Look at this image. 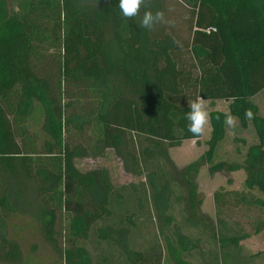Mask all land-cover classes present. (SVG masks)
I'll list each match as a JSON object with an SVG mask.
<instances>
[{"label":"trees","instance_id":"1","mask_svg":"<svg viewBox=\"0 0 264 264\" xmlns=\"http://www.w3.org/2000/svg\"><path fill=\"white\" fill-rule=\"evenodd\" d=\"M145 11L161 12L164 22L139 27ZM263 89L264 0H143L132 18L118 0H0V261L41 264L36 243L24 241L56 247L64 214L53 264H94L80 245L91 238L117 248L122 264H152L145 256L158 245L135 249L129 237L144 205L160 226H176L174 179L185 220L238 249L244 235L218 236L201 212L196 176L205 164L210 173L243 170L246 189L264 196V118L251 100ZM198 99L230 100L229 110L208 113L207 149L177 168L168 149L198 144L185 118ZM229 117L243 129L250 120L256 142L242 162H214ZM107 149L126 172L144 176L146 199L131 185L127 205V186L115 188L106 168L74 164ZM241 199L213 193L217 209ZM256 204L264 211V198ZM163 243L170 264H191L184 254L199 248L185 234Z\"/></svg>","mask_w":264,"mask_h":264},{"label":"rangeland","instance_id":"2","mask_svg":"<svg viewBox=\"0 0 264 264\" xmlns=\"http://www.w3.org/2000/svg\"><path fill=\"white\" fill-rule=\"evenodd\" d=\"M257 109V114L264 118V92L257 98H251ZM66 100H63L65 103ZM202 104L207 113L206 123L200 132L198 144L195 139L183 140L179 146L168 149L169 157L173 165L182 168L188 163L197 159L207 149L206 141L210 138L211 127L209 124L208 113L212 110L226 113L229 110L227 100L216 99L215 101L197 100ZM232 123L226 122V135L224 140L219 142L214 155V162H242L247 147L256 142V135L250 120L246 129L240 128L235 118H231ZM75 166L86 171L93 168H106L109 172L110 180L115 188L127 186L124 193L127 195V205L131 206L130 200L134 197L131 193V185L140 188V183L144 182V176H134L123 169L121 160L116 156L112 149H107L102 157H87L76 159ZM160 163L159 165H163ZM168 174V171L165 169ZM170 171V169H169ZM245 173L243 170L228 172L225 170H208V165L200 167L196 176L198 193L202 199L200 206L201 212L210 217L215 226L218 236L238 237L242 236L238 242V249L230 245L221 246L217 238L212 239L208 233L200 226L191 224L185 220V213L181 200L176 198L183 195L180 188V181L173 180V198L171 206V216L173 225L169 228L160 226L149 210V206L144 205V217L137 221V228L131 232L129 243L135 249H148L158 245L161 249L159 253L151 252L146 255L152 264H170L168 256L164 252V239L167 237L172 242L178 238L179 234H185L192 242L197 243L199 248L187 251L184 256L191 264H264V211H262L256 201L263 199L264 196L256 190H247L244 186ZM215 191H237L241 193V201L234 205L223 208H216L213 202ZM146 189L140 188L139 194L146 199ZM231 204L234 202L230 200ZM124 205H122L123 207ZM64 214L61 220L57 221L56 231L62 234L65 229ZM20 219V218H18ZM258 232H254L255 230ZM58 234V245L56 247L46 244L35 237L29 236L24 241L26 245L32 242L38 246L39 257H42L41 264H53L56 260L60 261V247L63 245L62 238ZM88 250L94 264H122L120 251L111 244L100 243L95 238L80 243ZM105 261V262H104ZM0 264H8L0 261Z\"/></svg>","mask_w":264,"mask_h":264},{"label":"clouds","instance_id":"3","mask_svg":"<svg viewBox=\"0 0 264 264\" xmlns=\"http://www.w3.org/2000/svg\"><path fill=\"white\" fill-rule=\"evenodd\" d=\"M142 2L143 0H118L121 15L125 18L135 17ZM157 22H164L161 12L157 11L153 14L151 11H145L139 27L150 29ZM188 107L189 110L185 117L188 121L186 125L187 131L193 135H197L202 131L206 123L207 113L204 111L202 104L196 101H193ZM246 115L250 116L251 113H246ZM228 123H232L231 117L228 118Z\"/></svg>","mask_w":264,"mask_h":264},{"label":"crops","instance_id":"4","mask_svg":"<svg viewBox=\"0 0 264 264\" xmlns=\"http://www.w3.org/2000/svg\"><path fill=\"white\" fill-rule=\"evenodd\" d=\"M264 92V89L263 90H261L260 92H258L255 96H253L252 97V99L255 97V98H257L259 95H261L262 93ZM199 100V99H198ZM200 100H202V99H200ZM216 99H214V100H203V101H208V102H210V101H215ZM227 102L228 103H230V100H227ZM212 111V110H211ZM213 111H215V110H213ZM228 112V111H227ZM227 129V128H226Z\"/></svg>","mask_w":264,"mask_h":264}]
</instances>
